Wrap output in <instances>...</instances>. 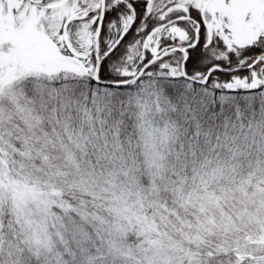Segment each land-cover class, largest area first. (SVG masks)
I'll return each instance as SVG.
<instances>
[{"label":"snow or ice","instance_id":"snow-or-ice-1","mask_svg":"<svg viewBox=\"0 0 264 264\" xmlns=\"http://www.w3.org/2000/svg\"><path fill=\"white\" fill-rule=\"evenodd\" d=\"M0 264H264V0H0Z\"/></svg>","mask_w":264,"mask_h":264}]
</instances>
